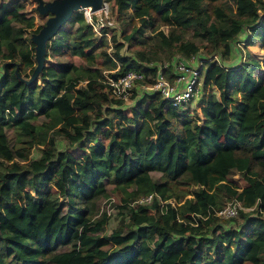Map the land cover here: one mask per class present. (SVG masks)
I'll use <instances>...</instances> for the list:
<instances>
[{
  "label": "trees",
  "instance_id": "trees-1",
  "mask_svg": "<svg viewBox=\"0 0 264 264\" xmlns=\"http://www.w3.org/2000/svg\"><path fill=\"white\" fill-rule=\"evenodd\" d=\"M111 9L123 39L111 52L104 27L96 34L77 10L27 84L16 68L30 75L28 33L41 24L0 0V264H264V76L250 55L220 62L244 30V44L261 43L264 65V0H113ZM201 49L218 57L205 62L201 115L135 90L125 112L105 82V69L112 77L137 69L150 83L157 68L142 62ZM76 146L86 149L81 157L69 150ZM109 178L126 202L113 204L121 219L105 234L98 204L110 202ZM148 193L152 203H135ZM155 194L174 204L160 206ZM230 201L240 204L238 218L218 217Z\"/></svg>",
  "mask_w": 264,
  "mask_h": 264
},
{
  "label": "rangeland",
  "instance_id": "rangeland-1",
  "mask_svg": "<svg viewBox=\"0 0 264 264\" xmlns=\"http://www.w3.org/2000/svg\"><path fill=\"white\" fill-rule=\"evenodd\" d=\"M9 2H11V6H20L23 5V8L25 11H27L28 13H32L34 15V24L35 26L41 24L44 22L46 15H40L37 13V11L33 10L32 8L36 5V1L35 0H7ZM105 4H104V8L94 11V12H90L91 13V17L92 20L95 21L96 18L101 17L103 19V21H105L106 19H108L110 21V23H105L104 29H105V34L104 37L107 40V51L111 52L113 50L112 46L114 41H123L122 37H121V32H122V23H120L119 21H117L116 16L114 15V13L112 12V4H113V0H104ZM86 10L85 8L81 9V11H83V14L86 15ZM63 28H69V23H64L63 24ZM246 31L242 30L235 39H233V41L231 42V52L229 53L228 59L225 60H221L220 58V62L223 63L224 65H233L236 64L238 61L240 60H244L245 58L248 57V55H250V57L253 59V62L258 66L255 69V73L258 76H264V65L261 62V57L263 54V49L261 48V43L257 40H255L252 44L250 45H246L243 43V40L246 38ZM28 35L30 36V33H28ZM115 36L116 39H113V37ZM186 37L199 43L202 42V40L199 37H194L191 34V31L188 32L186 34ZM127 44V43H125ZM127 45H124L120 52L123 54H128L131 55V50L127 49L126 47ZM207 56L209 54L204 53V51L201 49L199 54H195L194 56H191L188 60L190 62H194L193 64L197 63L199 58L202 56ZM158 58H156L155 61L151 62V64L157 65V66H162L165 62H169L172 60V58H175L177 56H180V54L177 53H173L172 57L167 58V54L163 51L157 54ZM76 61H79L77 58L75 59ZM51 59L50 57L47 58V62H50ZM54 62V60H52ZM51 61V62H52ZM141 64H150L148 62H142ZM2 64L0 62V70L2 69ZM205 69H203L204 71ZM107 71V69L103 70V74H105ZM1 72V71H0ZM105 72V73H104ZM171 74L170 69L166 72V76L168 77ZM141 82L136 83L137 87L135 89L138 88V93L136 92V98L138 96H140L141 93H139L140 91L143 90V88L141 86H138ZM215 92H217V90H214ZM201 92H203V89L201 90V85H200V91L197 97H195L193 100L189 101L187 103L186 107H189V111L191 113V115H201L200 112V105H201ZM136 98L132 97H128L127 99L124 100V111L128 112L129 108L132 104H134ZM107 115H113L112 112H107L105 113ZM104 113H102L101 117L98 119L99 121H102L103 118H105ZM115 120H117V117H115ZM105 126H103L102 128H104ZM7 133L11 139V141L13 142L15 139V131L13 130V128L8 127L7 128ZM56 141V145L58 148H63L66 141L61 138V136H56L55 138ZM69 150H71L74 155L76 157H81L86 149L85 148H80V147H72ZM39 155V150L37 149V147H34L32 149V153L30 154V157H36ZM151 174L153 175V178H158V176L160 175V173L158 171H151ZM229 180L230 181H234L236 182V184L238 186H243L245 184L244 179L241 178V176L237 173V172H232L231 174H229ZM113 184L111 183V178H109L107 180V189L109 190V194H110V202H105L104 199H102L99 202V212L105 210L107 213V217H108V221L106 223L105 226V234H109L112 229L116 228L118 226L119 220L121 219V214L118 213V209L115 208L114 205H121L123 203L126 202V200L121 196L120 193H118L117 191H113L112 190ZM30 190V189H29ZM61 201H64L63 199ZM111 203V204H110ZM222 218V217H221ZM234 218H238V216L234 217ZM222 219H227V218H222ZM233 226V224H226L225 223V227H231Z\"/></svg>",
  "mask_w": 264,
  "mask_h": 264
},
{
  "label": "built area",
  "instance_id": "built-area-1",
  "mask_svg": "<svg viewBox=\"0 0 264 264\" xmlns=\"http://www.w3.org/2000/svg\"><path fill=\"white\" fill-rule=\"evenodd\" d=\"M104 8V7H103ZM102 8V9H103ZM86 20L92 25L94 32L101 35V28L107 22L110 23L108 19L103 21L101 17L96 18L95 21L92 20L91 10L87 7L85 8ZM106 33V32H105ZM199 54V52L197 53ZM196 54V55H197ZM194 56V55H193ZM190 58V57H189ZM182 56H177L172 58L171 61L165 62L162 66H157L154 64H144L147 66H156L157 72L154 77V81L146 83L145 74L142 70L128 69L117 77H112L105 73V82L110 86L111 94L120 99H127L135 90L138 92L136 83L141 82L138 86L143 88L141 92H159L163 97L169 99L172 104L186 108L187 103L198 96L200 91L203 89V69H205L206 61L215 58L218 59L216 55H207L199 58L198 62H190L188 59ZM165 69L171 71V77L166 76ZM202 93V92H201ZM154 194L148 193L146 196L139 197L135 203L138 204H150L152 203ZM160 206L167 203L173 205L174 201L161 200L160 197L156 196ZM240 209V204L237 201L228 202L221 210L216 211V215L222 218L236 217L238 210Z\"/></svg>",
  "mask_w": 264,
  "mask_h": 264
},
{
  "label": "water",
  "instance_id": "water-1",
  "mask_svg": "<svg viewBox=\"0 0 264 264\" xmlns=\"http://www.w3.org/2000/svg\"><path fill=\"white\" fill-rule=\"evenodd\" d=\"M35 9L38 14L46 15V18L37 31H32L30 40L34 45L35 65L28 76L24 78L16 68L17 76L25 83L30 84L41 73L45 65L47 42L67 22L73 12L89 7L91 12L101 9L104 0H35Z\"/></svg>",
  "mask_w": 264,
  "mask_h": 264
},
{
  "label": "clouds",
  "instance_id": "clouds-1",
  "mask_svg": "<svg viewBox=\"0 0 264 264\" xmlns=\"http://www.w3.org/2000/svg\"><path fill=\"white\" fill-rule=\"evenodd\" d=\"M103 7H104V6H103ZM103 7H102V8H103ZM85 8H87V7H85ZM88 8H89V7H88ZM102 8H101V9H102ZM99 10H100V9H99ZM84 16H85V15H84Z\"/></svg>",
  "mask_w": 264,
  "mask_h": 264
},
{
  "label": "crops",
  "instance_id": "crops-1",
  "mask_svg": "<svg viewBox=\"0 0 264 264\" xmlns=\"http://www.w3.org/2000/svg\"><path fill=\"white\" fill-rule=\"evenodd\" d=\"M1 71V70H0ZM0 74H1V72H0Z\"/></svg>",
  "mask_w": 264,
  "mask_h": 264
}]
</instances>
